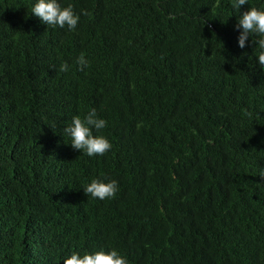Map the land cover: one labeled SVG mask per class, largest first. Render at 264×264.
<instances>
[{"label":"trees","instance_id":"1","mask_svg":"<svg viewBox=\"0 0 264 264\" xmlns=\"http://www.w3.org/2000/svg\"><path fill=\"white\" fill-rule=\"evenodd\" d=\"M60 2L74 30L0 0V264H264V71L231 0ZM92 108L112 147L89 157L63 128Z\"/></svg>","mask_w":264,"mask_h":264},{"label":"clouds","instance_id":"2","mask_svg":"<svg viewBox=\"0 0 264 264\" xmlns=\"http://www.w3.org/2000/svg\"><path fill=\"white\" fill-rule=\"evenodd\" d=\"M249 5L244 11L241 7ZM231 7L236 14L234 30L237 31V46L244 49L249 43L255 44V59L261 71H264V9L249 4V0H231ZM31 14L38 17L41 23L53 28L74 30L80 14L74 11L72 4L63 6L60 0H32ZM80 70L88 66L84 55L75 61ZM61 72L68 70V65L59 66ZM107 125L104 118L98 116L95 108L83 116H73L71 122L63 128V133L70 139L74 150L83 152L89 157L100 156L108 152L112 145L109 139L101 134ZM95 130V133L94 131ZM87 197L105 200L113 198L118 192V181L106 177L91 178L83 187ZM63 264H129L128 259L116 248H99L92 251H70L63 258Z\"/></svg>","mask_w":264,"mask_h":264}]
</instances>
